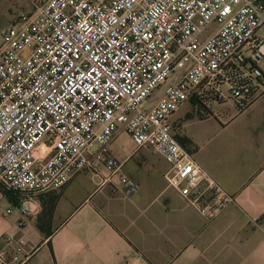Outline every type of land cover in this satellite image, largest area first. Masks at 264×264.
I'll return each instance as SVG.
<instances>
[{"label":"built area","instance_id":"obj_1","mask_svg":"<svg viewBox=\"0 0 264 264\" xmlns=\"http://www.w3.org/2000/svg\"><path fill=\"white\" fill-rule=\"evenodd\" d=\"M32 4L0 43L2 190L28 198L90 173L131 199L140 186L111 153L126 133L170 166L168 187L206 221L237 202L179 142L173 118L189 104L239 115L264 98V0ZM25 245L0 251V264H25Z\"/></svg>","mask_w":264,"mask_h":264},{"label":"crops","instance_id":"obj_2","mask_svg":"<svg viewBox=\"0 0 264 264\" xmlns=\"http://www.w3.org/2000/svg\"><path fill=\"white\" fill-rule=\"evenodd\" d=\"M32 11V0H0V43ZM173 120L181 124L179 142L236 196L215 220L168 187L162 158L136 152L122 134L111 153L139 184L137 195L128 199L90 173L28 198L0 189V251L23 239L25 264H264V98L239 115L229 106L211 116L181 109Z\"/></svg>","mask_w":264,"mask_h":264},{"label":"rangeland","instance_id":"obj_3","mask_svg":"<svg viewBox=\"0 0 264 264\" xmlns=\"http://www.w3.org/2000/svg\"><path fill=\"white\" fill-rule=\"evenodd\" d=\"M161 93L162 92H159L157 95H156V99H158L160 96H161ZM183 111H190L191 112V114H195V115H199V113L197 112V110H196V108H195V106H194V104H189V105H185V106H183ZM188 118H191V116H190V113L188 114ZM180 127H181V124L179 123V121H176L175 120V122H174V130H175V132H176V134H177V137H178V132H179V129H180ZM122 134H126V133H121V134H119V136L118 137H120ZM0 189L2 190L3 188H2V186H0Z\"/></svg>","mask_w":264,"mask_h":264},{"label":"trees","instance_id":"obj_4","mask_svg":"<svg viewBox=\"0 0 264 264\" xmlns=\"http://www.w3.org/2000/svg\"><path fill=\"white\" fill-rule=\"evenodd\" d=\"M184 146V145H183ZM6 194H8V195H10V196H13V197H16L17 195L16 194H14V193H10V192H7V191H5V190H3Z\"/></svg>","mask_w":264,"mask_h":264}]
</instances>
